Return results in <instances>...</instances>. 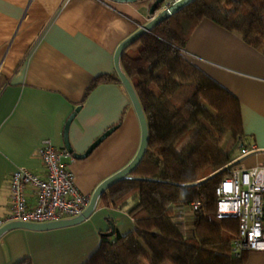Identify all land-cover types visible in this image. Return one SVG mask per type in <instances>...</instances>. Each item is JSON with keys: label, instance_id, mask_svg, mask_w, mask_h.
<instances>
[{"label": "crops", "instance_id": "obj_1", "mask_svg": "<svg viewBox=\"0 0 264 264\" xmlns=\"http://www.w3.org/2000/svg\"><path fill=\"white\" fill-rule=\"evenodd\" d=\"M152 1L0 0V217L8 209L10 172L24 166L42 174L36 148L48 139L64 150V126L77 106L67 131L75 152H83L115 126L86 157L63 159L80 193L90 195L132 158L140 130L122 84H98L86 96L85 91L93 77L114 71L116 47L148 21ZM173 1L164 0L162 6ZM183 54L240 102L242 129L249 141L243 148L249 150L237 151V165L264 166V56L236 32L206 18L190 34ZM92 213L83 220L91 222L92 239L83 235L76 244L43 243L51 232L47 230H8L0 237V264L25 256L32 264H80L99 241L102 217L111 219L118 233L133 226L122 210L96 205ZM175 215L192 218L188 208H178ZM114 235L113 230L110 237ZM244 264H264V250L249 251Z\"/></svg>", "mask_w": 264, "mask_h": 264}, {"label": "trees", "instance_id": "obj_2", "mask_svg": "<svg viewBox=\"0 0 264 264\" xmlns=\"http://www.w3.org/2000/svg\"><path fill=\"white\" fill-rule=\"evenodd\" d=\"M203 18L236 32L264 56V0H192L122 51L120 65L144 113L147 144L128 177L108 186L96 205L122 210L133 226L125 233L114 227L113 238L99 230L96 247L80 264L245 263L248 250L240 257L230 252L237 219L215 217V187L249 144L240 102L183 54ZM110 82L121 84L115 71L96 75L85 96ZM192 201L198 208L190 212L188 234L175 213L190 210Z\"/></svg>", "mask_w": 264, "mask_h": 264}, {"label": "built area", "instance_id": "obj_3", "mask_svg": "<svg viewBox=\"0 0 264 264\" xmlns=\"http://www.w3.org/2000/svg\"><path fill=\"white\" fill-rule=\"evenodd\" d=\"M249 149L242 148L241 153ZM43 173L17 166L7 179L8 209L0 217V226L9 221L42 223L79 215L89 196L79 192L72 171L63 159L69 154L42 139L35 151ZM216 218H235L238 235L231 241L230 252L240 257L245 250H264V166L227 169L215 187ZM198 202L190 203L194 213Z\"/></svg>", "mask_w": 264, "mask_h": 264}, {"label": "water", "instance_id": "obj_4", "mask_svg": "<svg viewBox=\"0 0 264 264\" xmlns=\"http://www.w3.org/2000/svg\"><path fill=\"white\" fill-rule=\"evenodd\" d=\"M116 2H128L133 0H113ZM192 0H175L171 3H166L162 6V3L164 0H153L148 8V14L149 19L144 24L139 26L135 31H133L130 35H128L125 39H123L118 46L116 47L114 54H113V66L114 71L120 80L122 86L124 87L130 103L132 105V108L135 112L139 130H140V136H139V143L138 147L132 156V158L123 165L120 169L115 171L114 173L110 174L103 180H101L93 189L92 193L89 196V201L84 208V210L76 216L73 217H67L62 218L54 221H48V222H42V223H35V222H25V221H9L4 223L0 226V237L6 233L8 230L13 228H26L31 230H48V229H54L69 225L77 224L84 219H86L94 210L96 207L97 200L101 193L111 184L114 182L123 179L125 177H128V174L130 171L136 166V164L141 159L142 155L144 154L145 147L147 144V125L144 113L142 111V108L140 106L139 100L133 90V87L129 81V79L126 77L124 72L122 71L121 65H120V55L122 51L133 41H135L139 36H141L143 33L148 32L151 30L152 27H154L156 24L167 18L168 16L174 14L177 12L181 7L186 5ZM78 110V106L75 107L74 111L69 115L65 126H64V132H63V147L64 150L75 159H81L86 157L106 136H108L114 129L115 126L108 127L106 130H104L100 135H98L87 147L86 149L81 152L77 153L75 152L72 147L70 146L68 142L67 137V131H68V125L72 118L74 117L75 112ZM114 227L113 224H109V228L107 231L102 232V234L106 236H110L113 233Z\"/></svg>", "mask_w": 264, "mask_h": 264}, {"label": "rangeland", "instance_id": "obj_5", "mask_svg": "<svg viewBox=\"0 0 264 264\" xmlns=\"http://www.w3.org/2000/svg\"><path fill=\"white\" fill-rule=\"evenodd\" d=\"M228 142H229V135H226L223 141V148H227L228 146ZM96 211H94L91 215L92 219H93V215L94 217L96 216ZM100 216V214H98ZM90 217V219H91ZM180 219L184 220V222L186 223V233H191L190 231V227H191V217L187 216V215H183L181 217H179ZM91 219V220H92ZM111 224L110 221L107 220V218L104 216L102 217V226L103 229L102 231H105V228L107 227V225ZM113 224V223H112ZM91 222H84L81 221L77 224L74 225H69V226H64V227H59V228H54V229H50L47 231H51L48 233V236L45 237V239L42 241L43 243L46 244H57V246L59 244H64V243H71V244H76V240L77 238L81 239V236L86 235L87 238L89 240L92 239L91 236ZM63 230H66V232H63ZM45 244V245H46ZM69 248H71V245L68 244L67 245ZM76 245H74L75 247ZM162 264H170L167 261L162 262Z\"/></svg>", "mask_w": 264, "mask_h": 264}]
</instances>
